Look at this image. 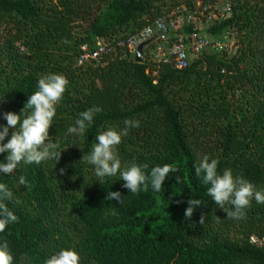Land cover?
Masks as SVG:
<instances>
[{
  "label": "trees",
  "instance_id": "trees-1",
  "mask_svg": "<svg viewBox=\"0 0 264 264\" xmlns=\"http://www.w3.org/2000/svg\"><path fill=\"white\" fill-rule=\"evenodd\" d=\"M220 2L0 0V95H6L0 125L7 124L3 113L21 112L42 76L57 73L69 81L49 129L64 149L60 161L21 163L11 175L0 173V183L21 201L7 202L19 220L0 233L14 264H44L65 248L79 253L80 264H264V204L253 200L245 219H229L195 174L207 155L218 159V173L231 169L264 189V0H230L225 15L205 31L220 35L219 41L234 34L232 51H204L184 68L168 55L157 61L145 54L135 62L118 45L177 9L218 13ZM98 39L111 49L98 62L79 64V46L93 49ZM93 106L102 110L92 126L83 135L69 133ZM125 119L141 123L118 145L122 168L135 162L147 163L149 172L164 164L179 169L160 192L149 186L134 195L119 173L103 184L95 181L86 158L96 137L108 128L119 131ZM6 156L0 153V162ZM20 176L27 186L18 184ZM109 191H119L124 203L105 200ZM190 198L203 203L187 220Z\"/></svg>",
  "mask_w": 264,
  "mask_h": 264
},
{
  "label": "clouds",
  "instance_id": "clouds-1",
  "mask_svg": "<svg viewBox=\"0 0 264 264\" xmlns=\"http://www.w3.org/2000/svg\"><path fill=\"white\" fill-rule=\"evenodd\" d=\"M67 43V41H65ZM69 86L68 79L57 73H49L42 76L38 81V90L29 96L24 108L19 114L15 112L3 113L6 125H0V153H7L6 162H0V173L13 174L21 163L41 164L55 160L56 164L61 159L58 143L53 142L49 129L53 125L56 116V108L64 98ZM0 99H6V95H0ZM30 110V111H29ZM102 109L93 106L79 114L75 126L70 127L68 132L83 135L90 128L96 113ZM23 116V119L21 117ZM124 127L119 131L113 128L97 135V142L92 146L86 162L94 166L95 181L101 184L106 177H114L118 173L123 181V187L134 195L147 192L149 186L160 192L166 177L179 171L172 164L151 167L150 172L147 163H131L130 166L122 168L117 148L122 139L129 134L132 128H138V119H125ZM10 138L5 143V138ZM83 158V156H82ZM81 158V159H82ZM218 159H211L204 155L195 166V174L202 179L204 185H208L207 195L222 209L229 219L242 220L246 218V210L252 205L253 200L257 204H264V189H258L253 183L242 176H234L231 169H225L222 174L218 173ZM60 173L65 172L61 168ZM177 182L180 178L176 176ZM18 184L27 186L28 181L20 176ZM125 197L119 191H109L105 197L107 201H117L120 205L124 203ZM171 200V198H170ZM12 201L20 204L11 188L5 183H0V233L5 232L6 226L15 223L19 217L8 207L7 202ZM180 203V201H177ZM203 203L200 199L190 198L184 217L191 220L194 209ZM116 215V212H113ZM205 217H200V223L204 224ZM81 258L78 252L71 248L61 249L47 258L44 264H80ZM0 264H14V255L9 248L7 240L0 242Z\"/></svg>",
  "mask_w": 264,
  "mask_h": 264
},
{
  "label": "built area",
  "instance_id": "built-area-1",
  "mask_svg": "<svg viewBox=\"0 0 264 264\" xmlns=\"http://www.w3.org/2000/svg\"><path fill=\"white\" fill-rule=\"evenodd\" d=\"M220 3L222 7L218 13L214 14L216 17L225 15L229 9L230 0H221ZM182 10L183 12H179L171 20L166 21L164 17L157 18L152 24L145 26L137 33L122 38L118 42L119 47L133 56L134 50L140 42L155 36L156 43L152 47H145L144 56L146 54L147 58L158 61L161 59L166 60L168 55L177 68H184L187 65L191 58L189 55L198 56L208 48L214 52L223 49H226L227 52L232 51L233 43H230L229 40L212 42L202 34L200 27H198V24L203 22L202 18L205 17L202 16V10L186 12H184L185 8H182ZM187 26H192V31L189 33L183 31V27ZM109 49L111 48L107 47V44L102 39L97 40L93 49H90L86 44H82L79 46L78 63L98 62L101 59V55ZM250 239L256 241L254 236H251Z\"/></svg>",
  "mask_w": 264,
  "mask_h": 264
},
{
  "label": "rangeland",
  "instance_id": "rangeland-1",
  "mask_svg": "<svg viewBox=\"0 0 264 264\" xmlns=\"http://www.w3.org/2000/svg\"><path fill=\"white\" fill-rule=\"evenodd\" d=\"M198 4L200 5V1H198ZM222 7V4L221 3H219V4H215V6H214V8H216L217 9V11H219V9L218 8H221ZM204 8H207V6H204ZM182 9V8H181ZM186 11H188V10H184V12H186ZM175 12H176V15L175 16H177L178 15V9L177 10H175ZM214 14H216V13H212L211 11H209V12H207V13H205L204 11H203V13H202V16H205L204 18V21L202 22V23H199L198 24V27H200V30H201V32H202V34L203 35H205L210 41H212V42H216V41H218V38L220 37V35H218V36H212V35H210L207 31H205L206 30V28L207 27H209L211 24H213L214 22H215V20H216V16H214ZM170 19L169 20H171V19H173L175 16H173L172 14H170ZM223 38L224 39H227V40H229L230 41V43H235V39H236V36L234 35V34H228V33H226L224 36H223ZM206 51H212V52H214L213 50H211V49H207ZM189 57H191V58H193V55H189ZM107 178V177H106ZM106 178H105V180H106Z\"/></svg>",
  "mask_w": 264,
  "mask_h": 264
},
{
  "label": "water",
  "instance_id": "water-1",
  "mask_svg": "<svg viewBox=\"0 0 264 264\" xmlns=\"http://www.w3.org/2000/svg\"><path fill=\"white\" fill-rule=\"evenodd\" d=\"M155 39V36L149 37L148 39L140 42L133 53V60L135 62L142 63L144 61V49L145 47ZM2 103V99H0V104Z\"/></svg>",
  "mask_w": 264,
  "mask_h": 264
}]
</instances>
